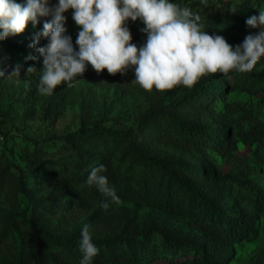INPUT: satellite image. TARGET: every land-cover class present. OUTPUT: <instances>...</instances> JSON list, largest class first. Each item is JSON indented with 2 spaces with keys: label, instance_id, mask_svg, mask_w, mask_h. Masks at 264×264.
Instances as JSON below:
<instances>
[{
  "label": "rangeland",
  "instance_id": "1",
  "mask_svg": "<svg viewBox=\"0 0 264 264\" xmlns=\"http://www.w3.org/2000/svg\"><path fill=\"white\" fill-rule=\"evenodd\" d=\"M170 2L193 8L203 31L223 36L233 47L260 30L246 20L264 11V0ZM57 3L49 0L50 6ZM233 7L237 10L230 12ZM63 15L66 34L78 50L80 29L72 10ZM47 20L51 16L0 41V67L10 72L22 65L20 76L0 77V264H80L84 225L98 248L92 264H201L195 263L201 256L195 244L208 252L206 264H264V202H252L247 189L264 190V57L251 72L200 77L196 83L212 78L226 88L194 100L185 96L189 88L183 85L144 90L133 67L110 75L106 69L97 74L91 65L71 86L61 83L46 95L39 91L43 58L37 49L47 40L33 43V36ZM127 27L131 42L142 46L144 24L129 20ZM29 66L36 69L25 73ZM159 105L161 113L138 124ZM169 112L218 129L222 146L211 140L188 142L173 129ZM83 128L94 130L86 137L70 135ZM107 128L131 132L117 136ZM147 155L196 183L215 209L243 215L248 222L244 235L225 240L210 232L204 223L210 208L181 192L169 172L147 164ZM99 165L120 203L86 184Z\"/></svg>",
  "mask_w": 264,
  "mask_h": 264
},
{
  "label": "clouds",
  "instance_id": "2",
  "mask_svg": "<svg viewBox=\"0 0 264 264\" xmlns=\"http://www.w3.org/2000/svg\"><path fill=\"white\" fill-rule=\"evenodd\" d=\"M69 9L80 29L75 42L78 50L64 26L67 18L63 14ZM46 16H51V20L45 21L42 30L33 36V43L40 37L47 40L37 49L43 58L39 91L46 95H51L61 83L71 86L76 77L83 76L87 65L97 74L106 69L110 75H124L133 67L135 81L144 90L166 91L178 85L191 88L210 73L251 72L264 57V11L246 20L248 27L259 26L260 30L233 47L223 36L203 31L198 14L170 0H58L51 6L49 0H0V41L22 33L29 22L35 28L39 18ZM137 19L144 24L140 31L147 37L140 47L131 42L127 27L129 20ZM21 67L16 64L10 72L7 66L0 67V77L20 76ZM35 69L29 66L25 73ZM104 171L103 165L93 167L86 184L95 185L113 202L120 203L102 174ZM101 207L107 210L109 203L104 202ZM79 248L80 264H92L98 248L87 225L81 230Z\"/></svg>",
  "mask_w": 264,
  "mask_h": 264
},
{
  "label": "trees",
  "instance_id": "3",
  "mask_svg": "<svg viewBox=\"0 0 264 264\" xmlns=\"http://www.w3.org/2000/svg\"><path fill=\"white\" fill-rule=\"evenodd\" d=\"M182 7H187V6H182ZM191 12L193 11V8H189ZM202 11L207 12V8L202 7ZM198 11V10H196ZM23 59V58H22ZM226 88V85H220L216 86L213 84V80L208 79L204 83H195L189 90L186 92L185 96H188L190 100H194L200 95H205L209 94L211 92L216 91L217 93L224 92ZM166 107V106H164ZM163 109L162 105L157 106L154 109H151L150 111L146 112L141 119L139 120L138 124L144 123L154 117L155 115L161 113ZM171 119L170 122L172 124V127L175 131H177L179 134L183 135L188 142L192 143H198L201 144L205 140H211L215 141V144L217 148L221 147V144H218V140L220 139V133L218 132V129L210 128L207 125H205L203 122L199 124H193V123H188L177 116H175L173 113L169 112ZM94 129L92 128H83L80 129L79 131L70 134L71 136L73 135H78L79 137H86L88 136ZM108 133H111L113 135L117 136H128L130 135L131 130H112V129H104ZM97 133V130L96 132ZM205 143V142H203ZM143 160L149 164V165H155L157 167H160L163 169L165 172H169L168 166L166 164V161L163 159H159L156 156H145ZM179 165L184 166V167H189L184 162H177ZM170 177L173 180V184L178 186L179 190L183 193H185L189 199H194L200 202L204 206H208L210 208L209 211V217L210 220H204L205 226L210 229V232L214 233L216 236L223 238L225 240H233V239H238L241 238L244 235V230L248 226V222L245 220L243 215H238L235 216L233 213V210L230 208H224L227 209L226 211L222 210H217L215 209L214 203L212 200L206 195V193L200 189V187L196 184L193 183L192 181L182 178L180 176H176L172 172H169ZM211 176V175H210ZM147 183H144V186H146ZM173 186V185H172ZM248 190L251 191L252 196L250 200L254 203H259V202H264V190H260L252 185L247 186ZM66 242L70 241V238L65 240ZM194 249L197 251H201V256L199 257V260H196L195 263H201V264H206L207 260L209 257L208 252L204 249L202 245L195 244ZM172 250L168 245L166 247L167 253ZM204 257V258H203Z\"/></svg>",
  "mask_w": 264,
  "mask_h": 264
}]
</instances>
